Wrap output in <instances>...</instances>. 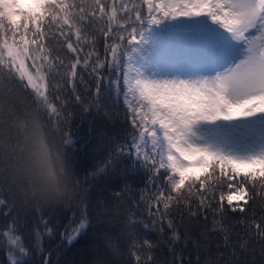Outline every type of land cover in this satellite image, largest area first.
Masks as SVG:
<instances>
[{"label": "snow or ice", "instance_id": "6c2138e0", "mask_svg": "<svg viewBox=\"0 0 264 264\" xmlns=\"http://www.w3.org/2000/svg\"><path fill=\"white\" fill-rule=\"evenodd\" d=\"M144 4L146 15L141 5L133 2L129 6V0H114L111 4L107 0H81L78 4L66 0H0V67H8L10 61L8 78L12 79V69H16L21 81L27 80L37 97L34 110L44 120L45 111L57 113V109L45 95L44 76L36 62L49 60L43 53L59 36L64 37L70 52L77 53L82 36L90 35L87 26H96L107 17L100 31L108 39L119 35L122 51L112 44V61L94 65V100L82 110L95 103L106 79L121 89L122 76L123 102L136 113L132 126L139 130V141L132 138L123 150H130L147 169L148 186L151 184L160 193L154 199L157 204L163 202L166 210L160 213L162 217L169 215L167 210L175 201L176 218L167 219L172 244L180 241L178 229L184 226L185 247L189 240L197 248L207 247L187 231L188 225L203 222L202 240L210 243V236L218 233L222 243L217 240L216 247L233 248L232 255L236 256L232 236L234 226L239 224L247 237L235 233L239 249L246 250L255 240L264 252V214L258 219L254 211L239 219L229 216V212L252 211L245 205L255 204L257 192H264V0H144ZM205 10L206 18L178 19L199 17ZM129 21L135 24L131 32L125 26ZM65 25L69 32L74 30L77 46L65 34ZM124 33L128 34L126 44ZM26 59L33 60L36 76L25 67ZM80 62L77 56L71 64V75L76 74ZM105 65L110 73L116 71L115 78L105 77ZM222 68L227 71H218ZM37 79L41 83H36ZM148 186L140 190L141 194ZM225 187L231 190L227 195ZM127 191L114 195L119 199ZM225 200L228 207L224 206ZM133 202L137 203L135 199ZM234 202L243 204L234 206ZM0 207L8 205L0 199ZM4 215H12V209ZM127 219L129 223L138 220L134 212ZM42 222L46 223L43 218ZM17 228L14 219L7 231L0 233L7 238L10 264H20L27 254L15 235Z\"/></svg>", "mask_w": 264, "mask_h": 264}, {"label": "trees", "instance_id": "16d2710c", "mask_svg": "<svg viewBox=\"0 0 264 264\" xmlns=\"http://www.w3.org/2000/svg\"><path fill=\"white\" fill-rule=\"evenodd\" d=\"M66 2L78 4L81 0ZM113 2L107 0L109 4ZM133 2L141 5L147 14L144 0H129V6ZM152 3H159V0H152ZM133 21L125 25L129 32L135 27ZM106 22L107 17L96 26H87L90 35L82 36L77 53L68 50L64 37L59 36L53 25L59 40L52 39L50 44L46 40L45 44L49 46L43 54L48 55L49 60L36 62L44 76L45 95L57 109V113L45 111V121L34 110L35 92L21 81L14 69L12 79L8 78L11 62L8 67H0V175L3 176L0 177V199L8 205L7 208L0 207V233L7 231L12 221L17 220L15 235L20 237L27 252L21 257L20 264H180V260L184 264L189 260L191 264H197L198 252L199 264H215L217 260L220 264H264V252L257 241L252 240L246 250L239 249L240 241L235 233L245 236L243 226L239 224L234 226L232 236L236 256L232 255L233 248L216 247L217 240L222 243L218 233L210 236V243L202 240L203 222L199 226L188 225L187 231L199 244H207V247L197 248L191 240L185 247L184 226L178 229L180 241L172 244V230L167 226V219L176 218L175 201L170 203L169 215L162 217L160 213L166 210L163 202L157 204L154 199L160 193L151 184L148 186L147 169L130 150H123L132 143V138L139 141V130L132 126L136 113L123 102L122 76L121 89L106 79L100 85L95 103L82 110L94 100L97 87L96 78L91 75L94 65L112 61V44L121 47L122 51L119 35L114 40L108 39L100 31ZM64 30L77 46L74 30L69 32L66 25ZM123 35V44H126L128 34ZM77 56L81 62L73 76L71 64ZM31 60L30 66L36 71ZM102 71L105 77L116 76V71L110 73L107 65ZM120 71H123V65ZM77 96L80 101L76 100ZM133 104L140 107L135 100ZM37 134L47 145L45 156L50 164L47 178L58 184L70 180V191L66 195L46 200L35 195L34 186L38 181L33 152ZM146 186L147 190L141 194L140 190ZM125 189L127 193L116 198L114 193ZM229 191L226 187L223 189L225 195ZM216 195L219 202L220 193ZM262 196L264 192L258 191L256 203L245 205L252 211L244 214L229 212V216L239 219L254 211L258 219L264 214ZM223 203L228 207L226 200ZM236 203L243 204L234 202V206ZM9 208L12 215L6 217L4 213ZM133 212L138 220L129 223L127 216ZM150 212L157 214L152 216ZM9 255L7 238L0 236V264H10Z\"/></svg>", "mask_w": 264, "mask_h": 264}, {"label": "clouds", "instance_id": "9594fccd", "mask_svg": "<svg viewBox=\"0 0 264 264\" xmlns=\"http://www.w3.org/2000/svg\"><path fill=\"white\" fill-rule=\"evenodd\" d=\"M47 145L43 137L37 134L34 140V168L37 176V183L34 186V192L40 199H51L61 197L70 191V180L62 183H55L47 178V170L50 164L45 156Z\"/></svg>", "mask_w": 264, "mask_h": 264}, {"label": "rangeland", "instance_id": "374dc122", "mask_svg": "<svg viewBox=\"0 0 264 264\" xmlns=\"http://www.w3.org/2000/svg\"><path fill=\"white\" fill-rule=\"evenodd\" d=\"M210 2L211 3H215V0H210ZM206 11L207 10H205V14H202L201 16H199V17H192V18H183V17H181V18H178V19H203V18H206ZM207 19H208V22L209 23H211V19H210V17H207ZM173 22V21H172ZM31 60V59H30ZM32 61V60H31ZM19 67V65H17V68ZM25 67L27 68V70H28V72L30 73V74H32L33 76H36V71L35 70H33L32 69V67L30 66V62H29V59H26L25 60ZM233 67H234V65H233ZM14 71H15V73L19 76V73H18V71L16 70V69H14ZM218 71H221V72H223V71H227V68H222V69H218ZM216 73L214 72V73H212L211 75H215ZM20 77V76H19ZM25 81V83L27 84V80L25 79L24 80ZM36 83H41V81H39L38 79L35 81ZM43 85L45 86V81L43 80ZM28 85V84H27ZM29 87V86H28ZM29 88H31V87H29ZM32 89V88H31ZM33 90V89H32ZM44 91H45V87H44V89H43ZM34 91V90H33ZM46 92V91H45Z\"/></svg>", "mask_w": 264, "mask_h": 264}]
</instances>
